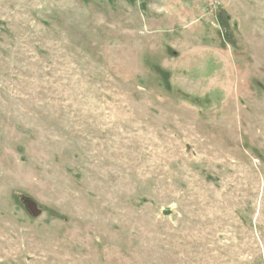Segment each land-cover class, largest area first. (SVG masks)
<instances>
[{
	"label": "rangeland",
	"instance_id": "1",
	"mask_svg": "<svg viewBox=\"0 0 264 264\" xmlns=\"http://www.w3.org/2000/svg\"><path fill=\"white\" fill-rule=\"evenodd\" d=\"M0 264H264V0H0Z\"/></svg>",
	"mask_w": 264,
	"mask_h": 264
},
{
	"label": "water",
	"instance_id": "2",
	"mask_svg": "<svg viewBox=\"0 0 264 264\" xmlns=\"http://www.w3.org/2000/svg\"><path fill=\"white\" fill-rule=\"evenodd\" d=\"M23 203L26 206L27 210L30 212L31 216L38 217L40 216L42 210L38 207L37 203L32 199H23Z\"/></svg>",
	"mask_w": 264,
	"mask_h": 264
}]
</instances>
